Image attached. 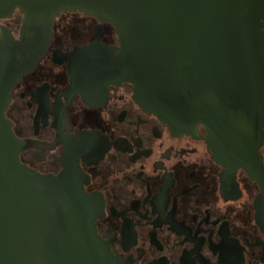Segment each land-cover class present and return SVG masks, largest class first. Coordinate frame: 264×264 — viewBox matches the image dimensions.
<instances>
[{
	"label": "water",
	"instance_id": "95a60500",
	"mask_svg": "<svg viewBox=\"0 0 264 264\" xmlns=\"http://www.w3.org/2000/svg\"><path fill=\"white\" fill-rule=\"evenodd\" d=\"M67 11L110 23L119 40L74 51L76 89L130 81L137 102L172 130L202 125L223 167L222 192H241L239 170L257 183L264 233V0H0V264H113L78 169L28 167L20 160L28 142L6 115L13 87L47 52ZM16 14L18 28L2 22Z\"/></svg>",
	"mask_w": 264,
	"mask_h": 264
},
{
	"label": "flooded vegetation",
	"instance_id": "af4514ba",
	"mask_svg": "<svg viewBox=\"0 0 264 264\" xmlns=\"http://www.w3.org/2000/svg\"><path fill=\"white\" fill-rule=\"evenodd\" d=\"M96 41L119 45L110 23L80 11L57 17L47 52L15 84L6 111L28 142L20 160L41 174L78 169L113 264H264L258 185L239 170L241 192H222L223 167L202 125L172 130L137 102L130 81L76 89L71 57Z\"/></svg>",
	"mask_w": 264,
	"mask_h": 264
},
{
	"label": "rangeland",
	"instance_id": "374dc122",
	"mask_svg": "<svg viewBox=\"0 0 264 264\" xmlns=\"http://www.w3.org/2000/svg\"><path fill=\"white\" fill-rule=\"evenodd\" d=\"M19 20H20V15L16 14L13 18L6 19L4 21V23H6L7 25H11V24H14V23H19ZM16 27L18 28V26H16Z\"/></svg>",
	"mask_w": 264,
	"mask_h": 264
}]
</instances>
